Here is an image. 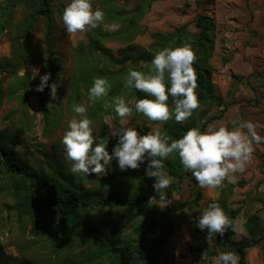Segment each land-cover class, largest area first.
I'll return each mask as SVG.
<instances>
[{
    "label": "rangeland",
    "instance_id": "1",
    "mask_svg": "<svg viewBox=\"0 0 264 264\" xmlns=\"http://www.w3.org/2000/svg\"><path fill=\"white\" fill-rule=\"evenodd\" d=\"M14 3L15 0H0V128H11L23 136V144L14 149L32 167L48 169L51 164L72 174L60 141L73 118L89 119L94 138L108 137L110 154L118 139L112 133L124 127H134L142 134L159 131L161 135H168L174 125L201 130L207 122L204 131L222 126L232 130L237 121H250L256 126V133L264 137V0H154L143 1L140 5L137 0H91L93 11H103V22L96 29L75 35L67 33L61 21L69 0H53L49 44L60 59L61 67L55 99L46 87L43 92L35 90L40 76L45 74L47 21L42 16L34 18L30 8ZM200 14L213 20L210 29L212 50L205 77L211 83L213 94L220 97L223 104L208 99L183 123H177L174 116L166 122L151 121L135 111V90L128 91L123 87L128 69L148 73V66L145 63L132 65L129 61L123 66L109 64L91 41L108 49L118 59L153 52L151 45L174 35L179 28L186 32L183 43L196 37L200 31L197 26ZM26 40L30 42L27 61L24 47L20 46ZM182 46L159 47L157 52ZM95 77L106 79L111 87L107 96L93 103L88 91ZM43 94L47 97V118L41 106ZM119 96H123L132 109L131 115L123 120L114 112L112 103L113 98ZM76 105L83 106L86 111L76 114L73 111ZM169 111L172 113L173 107L169 106ZM252 148L244 171L233 174L234 182L225 181L211 189L199 188L191 172L182 168L178 154H169L165 160L184 174L179 184L178 178L170 176L164 165L162 171L178 186L165 201L153 196L155 178L145 176L147 161L138 169H128L126 174L118 177L115 186L127 189L134 196H146L150 209L194 200L191 187L199 192L190 210L184 209L173 216L172 233L160 249L158 264H214L215 257L205 262L191 252L197 248L214 249L211 241L205 239L206 235L197 232L193 217L209 203L219 204L224 213L238 209L234 233L237 240L247 237L244 222L253 212L260 216L264 229V140L253 142ZM116 166L117 162L113 160L103 176L72 175L90 191L107 194L110 191L103 179L115 173ZM185 172L189 174L185 175ZM14 184L9 175L0 172V248L7 264H72L66 259L78 261L81 255L93 249L92 241L84 233V228L89 226L116 233L115 257L104 264H122V259L131 255L125 248L136 244L133 230L141 222L143 212L125 207L102 212L88 210L81 218L80 229L71 236L68 244L59 243V248L55 249L42 228L34 236L30 233L28 220L17 219L12 208L15 204ZM245 263L264 264V238L246 250Z\"/></svg>",
    "mask_w": 264,
    "mask_h": 264
},
{
    "label": "trees",
    "instance_id": "2",
    "mask_svg": "<svg viewBox=\"0 0 264 264\" xmlns=\"http://www.w3.org/2000/svg\"><path fill=\"white\" fill-rule=\"evenodd\" d=\"M143 1L150 3L154 0H137L138 5ZM52 2L53 0H15L14 4H23L30 8L34 18L42 16L46 19L45 74L50 75L48 84H55L58 87L61 80L60 59L52 49L51 44H49ZM197 26L200 28L199 34L194 38H188L185 42L191 46L196 57L192 66L197 76V88L195 90L197 99L200 106L208 99L213 100L218 105H222V99L213 94L211 83L205 77L206 63L212 50L213 35L210 29L213 26V20L200 14L197 18ZM185 39V30L179 28L174 35L165 40L161 39V41L151 45L150 48L153 52H157L159 47L172 46V44L177 46L183 44L184 46L185 43L183 41ZM91 43L106 58L109 64L123 66L126 61H129L132 65L145 63L149 71L151 70V60L155 55L153 52L136 53L135 55H127L118 59L102 45L95 41H91ZM20 46L24 47V57L27 61L30 53L29 40L22 42ZM165 82L167 83V74H165ZM46 88L50 89L47 86ZM135 95L137 100L147 98L146 95L137 90H135ZM40 99L43 115L47 118L49 115L47 97L43 94ZM167 103L168 106L173 107L171 97H169ZM206 123H203L201 131H204ZM174 126L175 128L170 127L168 130L169 142L179 139L188 130L178 125ZM23 142L24 139L20 133L8 127L0 128V172L9 175L14 180L12 196L15 204L12 208L17 219L26 218L30 224V233L34 236L42 228L55 249L59 248V243L68 244L71 236L80 229L81 218L88 210L96 209L102 212L112 208L125 207L143 212L144 215L141 222L133 230L136 244L125 248L126 250L129 249L131 255L126 259L123 258L122 264H158L160 249L167 244L172 233L173 216L184 209L190 210L198 199L199 192L191 187L190 193L194 194V200L174 202L162 209H150V201L146 196H134L127 189H118L115 186L118 177L126 174L125 171H120L118 165L115 167V173H110L108 177L103 179L109 188V193L101 194L99 191H90L72 174L62 172L55 165L50 164L48 169H36L25 162L14 149L15 146H20ZM164 165L166 166L165 171L170 176L178 178V183L180 184L184 173L178 172L177 169L173 168L172 163L167 160H164ZM188 174V172H185V175ZM191 182H194V180L191 179ZM177 187V185L170 183L161 192L153 190V196L156 200L165 201L169 199L171 192ZM225 214L232 220L233 228L235 229L238 209H229ZM198 216L199 214L197 213L193 214L195 221ZM244 229L247 235L245 238L235 239V230L229 229L225 232L223 238L217 235L210 240L211 246L214 248L212 251L197 248L191 250V252L199 259H201L203 254L206 258L201 259V261L206 262L211 260L212 257H216L219 252L233 251L239 257L238 264H246V250L264 238V229L261 226L260 216L257 212H253L246 218ZM196 230L197 232L199 230L202 235H207V230L201 231L197 227ZM84 233L92 241L93 249L81 255L78 261L70 258H67L66 261L72 262V264H104L110 258L115 257L117 249L115 231L89 226L84 228ZM156 233L158 234L155 235ZM152 235L155 236L148 238V236ZM0 264H7L4 261V251L1 248Z\"/></svg>",
    "mask_w": 264,
    "mask_h": 264
},
{
    "label": "clouds",
    "instance_id": "3",
    "mask_svg": "<svg viewBox=\"0 0 264 264\" xmlns=\"http://www.w3.org/2000/svg\"><path fill=\"white\" fill-rule=\"evenodd\" d=\"M103 19V11H93L91 0H69L61 14V21L70 35L96 29ZM195 59L191 46L185 44L157 52L148 73L128 69L123 81L124 89L137 90L147 97L136 100L135 111L151 121L166 122L174 116L177 123H183L190 118L200 106L195 91L197 76L192 66ZM49 79V74L40 76L35 90L43 92L47 86L51 98L55 99L57 85H49ZM110 87L106 79L93 78L88 91L89 100L95 103L98 98L107 96ZM169 97L172 98V113L167 103ZM112 103L114 112L121 120L131 115L132 109L123 96L114 97ZM73 111L81 114L86 109L76 105ZM91 124L87 118H73L68 122L60 143L65 159L71 165L69 171L73 175L103 176L113 160L122 172L138 169L147 161L145 176L155 178L152 186L156 192H161L171 183V178L162 171L164 160L171 153L178 154L182 168L191 172L199 188L211 189L225 181L234 182L233 174L242 173L251 158L253 142L264 140L250 121H237V126L232 130L223 126L208 131L190 128L182 137L171 142L167 135H161L159 131L142 134L134 127H124L112 133L118 139L110 154L107 150L108 137L94 138ZM195 226L201 231L207 230L206 240L217 235L223 238L226 231L235 230L232 220L217 203H209L200 211ZM205 258L202 254L201 259ZM238 261L239 257L233 251L219 252L214 258V264H238Z\"/></svg>",
    "mask_w": 264,
    "mask_h": 264
}]
</instances>
